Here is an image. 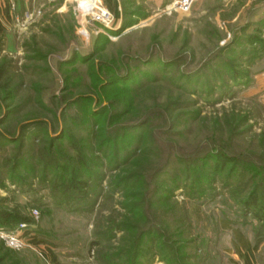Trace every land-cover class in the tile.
<instances>
[{
    "label": "rangeland",
    "instance_id": "obj_1",
    "mask_svg": "<svg viewBox=\"0 0 264 264\" xmlns=\"http://www.w3.org/2000/svg\"><path fill=\"white\" fill-rule=\"evenodd\" d=\"M12 1L0 30V211L27 222L0 225L23 242H0L5 264H99L96 243L127 249L149 228L138 264H242L264 252V170L242 178L264 167V0H196L187 13L176 0H101L106 34L75 16L74 1L87 0ZM138 143L149 171L174 155L153 200L115 185L136 168ZM218 145L223 170L183 161ZM66 165L83 195L62 187ZM244 182L257 187V217L230 198Z\"/></svg>",
    "mask_w": 264,
    "mask_h": 264
},
{
    "label": "trees",
    "instance_id": "obj_2",
    "mask_svg": "<svg viewBox=\"0 0 264 264\" xmlns=\"http://www.w3.org/2000/svg\"><path fill=\"white\" fill-rule=\"evenodd\" d=\"M0 77H1V72H0ZM113 78V77H112ZM109 79L107 81V85L106 88H109V86H112V84H114L113 80ZM119 80V79H118ZM116 80L115 82L118 83L120 82V80L118 81ZM111 90H116V89H110L108 92H106V98L109 99V102H112L113 100H111L110 98H114L111 96H115V94L113 92H111ZM123 104H125L126 108L124 111H129L128 107L130 106L129 102H125L124 100L122 101ZM125 112V113H126ZM100 113V111H99ZM124 113V114H125ZM123 114V115H124ZM90 118V117H88ZM92 118V117H91ZM145 124H147V120L145 122ZM118 138V135H116ZM105 142H115L114 139H111V137L109 136L108 138L104 139ZM118 140V139H117ZM139 142V141H137ZM115 145V143H114ZM139 143L138 145L135 146V151L137 150V152L135 153V151L129 152V154H123L122 156V160L125 162L126 158L129 157L128 155H132L133 158H136L134 161V164L136 165V168L132 169L131 172H128L127 170H121L122 171V175L117 177V182H115V185H120V187H124V188H134L136 189V191L132 194H129L128 197L131 198H142V197H146L148 195L149 192V196L153 197L156 195L155 190H159L157 189L158 187L154 186L157 183H159V176L162 175V172H164L166 170V166L168 165V163L172 160V156L171 154L167 153V155L165 156V160L164 162L159 165L156 166L154 168H152L151 171L144 169L143 167H141V165L137 164L140 160L137 159V157H141L145 151L144 148H139ZM213 149H199L196 150L195 152L191 153V155H189V157L187 159H184L183 161L188 162V166L192 165L193 168H195L196 170H200L202 171V168L209 169L210 166L206 163V160L211 159V160H215L216 163L220 164V169L219 170H223L225 169V165L227 164L228 161H230L229 157L227 156V154L224 152V149H222V146L218 145V148L216 147H212ZM120 150H122L121 147L117 146V148H115L114 146V153L116 155L114 156H118V154L120 153ZM177 157H179L177 155ZM74 162L78 165L82 164V159L83 157L81 156V154L79 153L78 150H75L74 152ZM201 163V164H200ZM244 167V166H243ZM60 170L62 171L61 175H64L63 179H62V187L65 190H75L77 193L83 195V193L81 192L84 188L87 187L85 182H80V181H75L73 179V177L70 176V172H69V167L66 166H61L59 167ZM190 168V167H189ZM245 168V167H244ZM215 169H218L217 166L215 165ZM217 170V171H219ZM247 172H252L253 176H251L250 178H246V177H242L243 179H247V181H252L254 179L255 176H258V172H262L261 170H264V167H259L257 165H251L248 166L244 169ZM203 174V173H202ZM204 181H207L208 178L206 175H204ZM188 177V176H186ZM199 178H202V176L200 174H198ZM197 179V178H196ZM195 178L191 179V184L190 188L193 190L194 188H201L202 185H200L198 183V181ZM212 180V179H211ZM149 184H153L151 186H153V189L151 191H147V188L149 186ZM251 184V183H250ZM240 185V184H239ZM243 186V188H242ZM248 189V193L246 195L245 191L243 192V190L246 188ZM248 184H244L240 185V187L238 186L237 188H231L230 190V194H232V196L234 197H230L232 198L233 202L240 208H243L244 211L247 212V214L253 212V215H255V217H257L258 214H260L262 211V208H260V197L258 196V191H257V187L253 186V187H248ZM242 189V190H241ZM144 190V191H142ZM81 192V193H80ZM229 194V195H230ZM152 202H149L146 204V206L149 204L150 206H152L151 204ZM135 205H132V203L129 204H125L124 207L127 209L128 212H132V208ZM251 212H250V211ZM25 222H27L25 219H21L20 217H18L15 214H11V213H5V212H1L0 211V225L2 226H13L14 225L16 227H18L19 224L23 223L26 224ZM150 222L146 221V223ZM118 229L125 231V232H129L131 229V227H129V225L127 224H123L120 223L117 226ZM135 228V227H134ZM1 229V228H0ZM5 230V229H4ZM151 233V228H149L147 231H141L139 234L135 235V239L133 240V242L130 240L128 241L129 243H127V249H114L113 252H111L110 249H107L108 246H104V243L98 242L95 245L97 246V260L99 262V264H115V262L117 260H121L120 264H138V259L140 258V255L142 254V246H143V236L145 234H150ZM125 244V242H124ZM128 256V257H127ZM6 260V256H0V264H5ZM11 264H20L19 262H13Z\"/></svg>",
    "mask_w": 264,
    "mask_h": 264
},
{
    "label": "built area",
    "instance_id": "obj_3",
    "mask_svg": "<svg viewBox=\"0 0 264 264\" xmlns=\"http://www.w3.org/2000/svg\"><path fill=\"white\" fill-rule=\"evenodd\" d=\"M196 0H176L173 4L174 9L180 13H187L193 3ZM76 4L75 16L82 20V23L92 24L99 28L100 32L106 34L107 29L110 30L113 16L112 14L103 7L101 0H98L95 5L84 4L80 6L79 3ZM108 36V35H107ZM25 224H21L20 228H24ZM0 242L4 243L7 247L11 249H20L23 247V242L20 240L18 235L12 233H5L0 230Z\"/></svg>",
    "mask_w": 264,
    "mask_h": 264
},
{
    "label": "crops",
    "instance_id": "obj_4",
    "mask_svg": "<svg viewBox=\"0 0 264 264\" xmlns=\"http://www.w3.org/2000/svg\"><path fill=\"white\" fill-rule=\"evenodd\" d=\"M13 7L14 5L12 0H0V30H2L5 26ZM241 262L242 264H264V252L260 253L259 249L251 255L247 254Z\"/></svg>",
    "mask_w": 264,
    "mask_h": 264
},
{
    "label": "bare ground",
    "instance_id": "obj_5",
    "mask_svg": "<svg viewBox=\"0 0 264 264\" xmlns=\"http://www.w3.org/2000/svg\"><path fill=\"white\" fill-rule=\"evenodd\" d=\"M88 4V5H95L97 3V1H94V0H87V1H83L81 2L80 6H84V4Z\"/></svg>",
    "mask_w": 264,
    "mask_h": 264
}]
</instances>
